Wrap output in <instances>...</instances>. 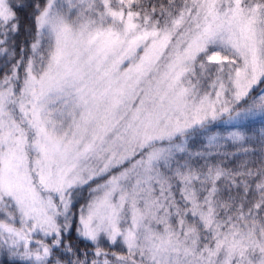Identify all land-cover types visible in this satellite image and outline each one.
<instances>
[{
  "label": "snow or ice",
  "instance_id": "1",
  "mask_svg": "<svg viewBox=\"0 0 264 264\" xmlns=\"http://www.w3.org/2000/svg\"><path fill=\"white\" fill-rule=\"evenodd\" d=\"M0 264H264V0H0Z\"/></svg>",
  "mask_w": 264,
  "mask_h": 264
},
{
  "label": "rangeland",
  "instance_id": "2",
  "mask_svg": "<svg viewBox=\"0 0 264 264\" xmlns=\"http://www.w3.org/2000/svg\"><path fill=\"white\" fill-rule=\"evenodd\" d=\"M94 186H95V185H93V187H94ZM83 195H84V198H85V199H81V200L79 201V203H78L77 206H76L77 209L79 208L80 204L85 203V200H86L87 197H88V191H87V188H85ZM116 250H118V249H116Z\"/></svg>",
  "mask_w": 264,
  "mask_h": 264
},
{
  "label": "trees",
  "instance_id": "3",
  "mask_svg": "<svg viewBox=\"0 0 264 264\" xmlns=\"http://www.w3.org/2000/svg\"><path fill=\"white\" fill-rule=\"evenodd\" d=\"M28 11L30 12L31 9H29ZM26 22H27V21H25V23H26ZM20 39L22 40V39H23V36H21ZM255 127L258 129V128L260 127V125L257 124V125H255ZM197 142H198V141H197ZM81 247H84V245L82 244ZM89 247H90V245H89Z\"/></svg>",
  "mask_w": 264,
  "mask_h": 264
}]
</instances>
